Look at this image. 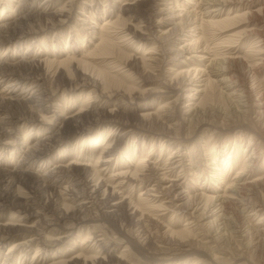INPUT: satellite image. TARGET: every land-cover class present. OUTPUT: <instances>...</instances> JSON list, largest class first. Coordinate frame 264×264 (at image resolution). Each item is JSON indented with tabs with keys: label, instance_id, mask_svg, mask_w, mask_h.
I'll use <instances>...</instances> for the list:
<instances>
[{
	"label": "rangeland",
	"instance_id": "rangeland-1",
	"mask_svg": "<svg viewBox=\"0 0 264 264\" xmlns=\"http://www.w3.org/2000/svg\"><path fill=\"white\" fill-rule=\"evenodd\" d=\"M263 34L264 0H0V264H264V207L224 203L254 146L264 180Z\"/></svg>",
	"mask_w": 264,
	"mask_h": 264
},
{
	"label": "bare ground",
	"instance_id": "bare-ground-1",
	"mask_svg": "<svg viewBox=\"0 0 264 264\" xmlns=\"http://www.w3.org/2000/svg\"><path fill=\"white\" fill-rule=\"evenodd\" d=\"M20 24V23H19ZM20 26L18 25V26H16V28L14 29V30H16L17 28H19ZM9 31H11V28L10 27H6V29L4 28H2L1 29V32L3 33V32H9ZM260 31V30H259ZM262 31V30H261ZM15 32V31H14ZM10 33V32H9ZM260 35V34H259ZM264 35V34H263ZM12 37H13V34H12ZM261 37V36H260ZM264 38V37H263ZM1 39V38H0ZM8 40V38H6V39H4V41H7ZM3 42V41H2ZM1 44V43H0ZM261 46H262V44H261ZM259 52V51H258ZM224 58H225V56H224ZM223 58V59H224ZM229 58H231V57H229ZM239 61V59L238 58H236V59H228V62L230 63V62H238ZM40 63H43V62H40ZM259 63V62H258ZM44 64V65H43ZM43 64H40L39 65V70H43L42 69V67L43 66H48L49 65V63L47 62V63H43ZM64 64V63H63ZM63 64H61V66L63 65ZM257 64V63H256ZM260 64V63H259ZM263 65V64H262ZM51 66V65H50ZM64 66V65H63ZM255 66V65H254ZM249 67L250 68V71L253 73L255 70V67ZM49 67V66H48ZM248 67V66H247ZM50 68V67H49ZM261 68V67H260ZM257 69H258V67H257ZM245 71H244V74L246 75V77H247V75H248V73H250L247 69H244ZM259 70V69H258ZM16 74V71H15V69L14 70H11L10 68H8V67H5V66H2V68H1V72H0V76H1V81H4L5 79V77H7L9 74ZM84 76L86 77L85 79H83L82 80V84H78L77 86H79L80 88H89V87H97L96 85L97 84H95V80L94 81H89V80H91V79H93V77L92 76H90L89 74H87L86 72H84ZM242 76V75H241ZM88 77V78H87ZM255 77V76H254ZM23 78V77H22ZM20 79V78H19ZM18 79V80H19ZM25 79V78H24ZM99 79H97L96 81H98ZM89 81V82H88ZM17 82V81H16ZM212 83V82H211ZM237 84V83H236ZM15 85V84H14ZM95 85V86H94ZM211 85V84H210ZM19 87V86H18ZM37 87V86H36ZM40 87V86H39ZM8 88V87H7ZM238 90V89H237ZM251 90V89H250ZM29 91V90H28ZM246 91V90H245ZM250 93H251V91H249ZM16 93V92H15ZM245 94H246V92H245ZM247 95V94H246ZM248 95H250L249 93H248ZM247 95V96H248ZM4 96V95H3ZM6 97V96H5ZM4 97V98H5ZM16 97V96H15ZM14 97V98H15ZM231 97V96H230ZM250 97V96H249ZM250 98H252V97H250ZM7 99V98H6ZM14 100L15 99H7V100H5V99H1L0 98V115L1 114H8L7 115V117H4L5 118V122H6V124L7 125H10V124H12V123H15V122H18L19 120H21L20 119V115L19 114H17L13 109H11V107H14V108H17V109H21V103L20 102H18V103H15L14 102ZM18 101V100H17ZM248 101V100H247ZM254 101V100H253ZM22 102V101H21ZM34 102V101H33ZM42 102H43V99H42ZM41 102V103H42ZM88 103H90L89 105H92V103H93V101H91V100H89L88 101ZM248 103V102H247ZM30 104H31V102H30ZM6 105H9L10 106V111L7 109V106ZM252 106V105H251ZM248 107V106H247ZM40 108V107H39ZM90 108V107H89ZM255 108L256 109H261V110H263L262 112H260V113H262L263 115H264V99H263V97H262V95H257V97L255 98ZM23 109V108H22ZM250 110V109H249ZM253 111V110H252ZM256 111V110H255ZM84 112V111H83ZM88 112V111H87ZM91 112H92V110H91ZM80 113V115L79 116H81L82 117V115H85V116H87V117H89L90 115H92L93 113ZM112 113H113V111H112ZM111 113V115H114V114H112ZM258 113V112H257ZM259 113V114H260ZM258 114V115H259ZM257 115V114H256ZM261 115V114H260ZM262 115V116H263ZM261 116V117H262ZM23 117V116H22ZM94 117V116H93ZM75 119V118H74ZM97 119V118H96ZM45 120V119H44ZM3 121V120H2ZM3 121V122H4ZM76 124H79V120H78V118H77V120H75L74 121ZM92 122H95V120L93 121L92 120ZM1 123V122H0ZM88 123H91V122H88ZM1 124H3V123H1ZM0 124V134H1V132L3 131L2 130V126H4V125H1ZM11 126V125H10ZM76 129L79 131V130H81V129H83L82 127H80L79 125L78 126H76ZM50 147V146H49ZM109 150H111V149H109ZM37 150L36 149H32L31 150V152H36ZM38 152V151H37ZM39 153V152H38ZM111 153V152H110ZM35 154V153H34ZM107 155L109 154V152H107L106 153ZM111 156V155H110ZM35 158H37V156L35 157ZM259 158H260V156H259V153H258V148L257 147H255L254 146V152H253V156L251 157V161L249 162V163H251L252 165H257V162H258V160H259ZM248 162H246L245 164V168H244V170L243 171H245V173L248 171L247 170V168H248V164H249ZM101 164V163H100ZM106 165V164H105ZM252 167V166H251ZM167 173V172H166ZM243 174L242 176H241V180H240V185H238V187H237V189H236V191H234L233 193H226L225 194V197H224V199H225V201H224V203H225V205H226V203H229L228 201H233V203L234 202H236V204L237 203H242V202H250V205L252 206V207H264V202H262V204H263V206H261V205H259L260 203H261V201L259 200V196H255L254 198H253V200H252V196H246L245 194V192L246 191H250L249 190V188L250 189H252L253 190V186H262V187H264V180H257V181H254V182H249L250 180L247 178V175L246 174ZM241 174V173H240ZM239 174V175H240ZM20 175V174H19ZM9 177L10 176V178H12L11 177V175H8V174H6V173H3V172H1L0 171V184H1V181H5L6 180V177ZM248 177H249V175H248ZM81 178V177H80ZM84 178V177H83ZM8 179V178H7ZM117 179V178H116ZM21 180V179H20ZM162 180H164V179H162ZM161 180V181H162ZM6 182V181H5ZM13 183H14V181H12ZM18 182H21V181H18ZM63 182V181H62ZM163 182V181H162ZM239 182V181H238ZM238 182H237V184H238ZM11 183V182H10ZM39 183V182H38ZM91 183H92V181H90V182H88L87 180H84V181H81V182H79V183H77L76 184V186H80V184L85 188V190L84 191H82L81 193H78V192H76L77 193V195L76 194H73V193H67V195H74L75 196V199H77V198H79V197H86V199H91V200H98V198H99V196H100V194H101V189H102V186L101 185H98V184H95V185H91ZM39 185V184H38ZM42 185V184H41ZM174 187H176V186H174ZM112 189V190H111ZM161 190V189H160ZM65 191L66 192H69L68 191V189H65ZM112 191V192H111ZM66 192H65V194H66ZM154 192V191H153ZM255 192V191H254ZM105 194L104 195H106V194H109V199H113V200H116L117 199V194L113 191V187L112 186H110V190H106L105 192H104ZM256 193V192H255ZM159 194V193H158ZM254 195V194H253ZM256 195V194H255ZM259 195V194H258ZM158 196V195H157ZM156 196V197H157ZM203 197H205L204 195H203ZM206 198H207V202H218V201H220V198H218V197H209V196H206ZM223 198V197H222ZM7 199H8V197H7V195H5V196H1V194H0V203L2 202H6L7 201ZM180 199V198H179ZM252 200V201H251ZM9 201V200H8ZM215 202H214V204H215ZM252 202V203H251ZM244 204V203H242V206L244 205H246V206H248L249 205V203L248 204ZM87 204H89V201H84L83 203H82V205H87ZM213 204V203H212ZM120 205V203L119 202H115L112 206H119ZM27 206V205H26ZM212 206V205H211ZM231 206V205H230ZM250 206V207H251ZM164 207V206H163ZM207 207H208V205H207ZM213 207V206H212ZM232 207H234V206H232ZM1 208V207H0ZM216 208H218V211L220 210L221 212H227V207H224V204H221V205H218ZM71 209V208H70ZM70 209L69 208H67V210H65L67 213H69L70 212ZM214 209V208H213ZM264 209V208H263ZM30 210V209H29ZM165 210V209H164ZM210 210V209H209ZM28 211V210H27ZM216 211V210H215ZM71 212H72V209H71ZM212 212V211H211ZM39 214V213H38ZM223 214V213H222ZM69 216V215H68ZM220 217H222V216H220ZM222 219H224V217L222 218ZM264 217H263V219H262V221L259 223V230L256 232L257 233V235H258V239H260L261 238V241L263 242L264 241ZM25 222H23L22 220H19L18 221V223H14V224H10L9 226H18V227H28V226H26L27 224H24ZM245 230V229H244ZM8 232H9V230H7V228H0V239H3L4 237H5V235H7L8 234ZM188 232H189V230H188ZM255 233V232H254ZM187 234V233H186ZM192 234V233H191ZM190 235V234H189ZM93 239V238H92ZM39 239H31V241H30V239H29V241L30 242H36V241H38ZM91 241V240H90ZM93 242V241H92ZM21 244V243H20ZM28 244V243H27ZM260 245V244H259ZM18 246H22V245H18ZM24 246H27V245H24ZM30 246V245H29ZM79 260H81V258H79ZM216 260H218V258L216 257ZM85 262H87V261H85Z\"/></svg>",
	"mask_w": 264,
	"mask_h": 264
}]
</instances>
